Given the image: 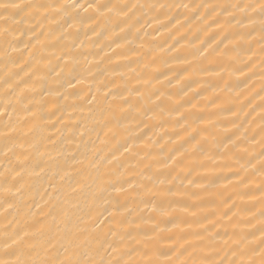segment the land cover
I'll use <instances>...</instances> for the list:
<instances>
[{
    "label": "bare ground",
    "instance_id": "1",
    "mask_svg": "<svg viewBox=\"0 0 264 264\" xmlns=\"http://www.w3.org/2000/svg\"><path fill=\"white\" fill-rule=\"evenodd\" d=\"M17 2L70 5L74 0ZM75 2L106 4L111 10L57 14L56 9H12L10 24L21 51L5 57L6 45L0 41V241L22 228L30 215L39 219L52 208L49 195L55 193L47 183L48 173L37 175L40 166L72 164L96 175L88 159L83 164L72 161L73 154L91 158L93 150L105 157L101 172L111 169L112 179L125 188L129 181L151 187L157 177H167L171 191H179L163 197L168 209L163 217L145 207L132 189L120 193L107 184L97 204L99 211L119 206L116 219L131 223L130 231L148 248L158 249L161 259H175L170 250L187 247L184 238L203 231L198 223L206 222L205 217L217 220L219 228L230 224L219 216L237 208L243 210L237 231L259 236V186L264 179L259 171L264 149L259 16L252 14L254 23L245 22L247 27L241 28L235 22L224 24V15L212 11L214 5L238 0ZM160 3H186L189 8L147 7ZM128 5L138 7L128 10ZM237 32L245 38L239 39ZM25 83L34 87L25 88ZM109 104L116 126L105 136L102 114H108ZM25 105L40 110L37 128H32ZM61 114L63 122L57 120ZM33 141H41L39 151L29 148ZM125 144L131 153L124 151ZM12 145L16 155L9 152L6 157V146ZM113 154L117 159L108 164ZM7 187L12 191H4ZM5 201L14 207L8 208ZM109 221L96 229L101 239L114 227ZM156 224L162 230H156ZM132 258L143 259L135 252Z\"/></svg>",
    "mask_w": 264,
    "mask_h": 264
},
{
    "label": "snow or ice",
    "instance_id": "2",
    "mask_svg": "<svg viewBox=\"0 0 264 264\" xmlns=\"http://www.w3.org/2000/svg\"><path fill=\"white\" fill-rule=\"evenodd\" d=\"M126 7L131 10L138 6L128 5ZM147 7L151 9L171 7L188 9L189 5L186 3L180 5L160 3L147 5ZM193 7L200 8L202 6L193 5ZM41 8L46 10L56 9L58 10L57 14L68 12L70 9L87 11L88 8H92L97 13L101 9L111 10L106 4L97 5L90 2L85 6L84 4H77L75 0L70 5L33 3L22 5L17 0H0V41H3L6 45L2 50L5 57L10 55V52L21 51L17 47L20 42L17 40L15 30L10 24V21H14V16L10 14V10L26 11ZM217 9H219V12H217ZM212 11L217 15H224V24L231 25L235 22L241 28H246L247 24L254 23L252 14L259 16L262 34L260 41L261 55L264 57V0H238L235 3L214 5ZM93 18L89 17V19ZM217 23L220 24V21L218 20ZM93 32H95V29H93ZM236 35L239 39L245 38L243 32H237ZM247 35L251 36V32H248ZM120 47V44L116 45V48ZM24 48L27 49L28 45L25 44ZM28 54L31 55L32 53L29 51ZM16 63L23 70L20 60H17ZM260 66L261 70L264 71V59H261ZM59 75L58 72L57 76ZM68 84L69 87H74L71 81ZM30 87H34V85L25 83V88ZM25 88L20 89L21 96H23ZM91 99L94 102L96 97ZM24 108L32 117V128H37L38 121L41 119L40 110L28 107V105H25ZM111 108L112 106L109 104L108 114H102V121L108 129L105 136L109 132H113L116 126L112 123L114 116ZM261 112L264 113V107H262ZM57 120L63 122V114L58 116ZM262 120H264V115H262ZM86 129L87 126H85ZM79 134L84 135V131H80ZM48 139L52 142L50 137ZM40 143L41 141H33L29 144V148L39 151L38 145ZM260 143L264 144V127L261 128ZM15 147L16 145L6 146L3 154L7 157L8 153L11 152L15 156ZM19 147L23 148L24 144L21 143ZM122 147L125 152L131 153L132 148L130 146L125 144ZM82 156L83 158L78 159L73 154L72 161L76 164H83L84 160L88 159L89 167L96 170V175L84 168H73L72 164H66L65 167L55 169H49L46 162L44 166H40V172L37 175L48 173L47 183L52 189V193H55L54 196L49 195V200H54V204L48 212L42 214L41 218L37 219L30 215L22 228L15 230L12 235L6 233L5 239L0 241V264H264V179L261 180L259 186L261 193L260 227L257 230L259 236L255 232L237 231L239 218L243 211L237 208L231 215L224 212L219 216V220L227 217L230 222L229 225H220L219 228L217 227V220H209L205 217L206 222L198 223V228L203 231H193L188 237L184 238L187 247L179 245L177 248L170 250L174 253L175 259L170 256L161 259V253L158 249L148 248L130 231L132 228L131 223L116 219L119 214V206L111 209L104 208L103 211H99L97 204L102 199L103 192L106 191L103 185L107 184L114 191L120 193H127L129 189H132L138 197L142 198L145 207L163 217L168 211L163 197L179 195V191L176 193L171 191V188L168 187L170 181L167 177L164 179L157 177L151 187L129 181L127 182V188H125L122 182L112 179L111 169L101 172V162L105 160V157L98 155L96 150H93L91 158L86 154H82ZM260 156L262 163L259 171L260 175L264 177V149H262ZM9 159L11 158L9 157ZM49 159L53 158L49 157ZM115 159L117 157L113 154L112 158L107 160V163L111 164L112 160ZM172 160L173 163L176 162L175 158H172ZM148 179L152 180L153 177L149 176ZM181 183H183V180H181ZM189 183H192V181H189ZM117 184H119V187H117ZM4 191L11 192L12 188L7 187ZM45 191L47 192L48 189H45ZM5 203H7L8 208L14 207L8 201H5ZM232 206L235 207V202ZM192 216H196V213L192 212ZM99 217H103V219L101 220ZM110 217L112 218L111 221H109ZM105 221L114 224V227H109L107 233L104 234V239H101L96 234V229ZM188 226L191 228L192 224ZM136 227L138 228L139 225ZM155 228L156 230H162L159 224H156ZM221 229L223 230L222 233ZM138 244L142 245V249L135 247ZM133 252L142 256L143 259L134 260L132 258Z\"/></svg>",
    "mask_w": 264,
    "mask_h": 264
}]
</instances>
